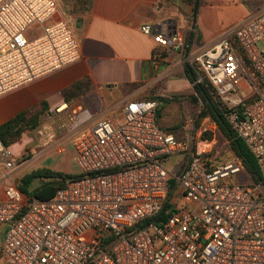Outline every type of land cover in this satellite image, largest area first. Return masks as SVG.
Here are the masks:
<instances>
[{
    "label": "built area",
    "instance_id": "2783aa9c",
    "mask_svg": "<svg viewBox=\"0 0 264 264\" xmlns=\"http://www.w3.org/2000/svg\"><path fill=\"white\" fill-rule=\"evenodd\" d=\"M58 10L56 0H0V97L81 59L74 29L54 20ZM141 31L161 49L188 47L185 34ZM163 59L157 51L154 67ZM190 63L262 180L228 181L246 171L238 157L212 155L216 134L203 136L216 126L203 124L191 147L160 128L157 102L133 101L122 122L111 115L77 137L84 177L53 199L28 202L18 184L4 186L0 264H264V8ZM174 156L188 158L180 172L166 166ZM18 165L0 138V168Z\"/></svg>",
    "mask_w": 264,
    "mask_h": 264
},
{
    "label": "crops",
    "instance_id": "0c3cea01",
    "mask_svg": "<svg viewBox=\"0 0 264 264\" xmlns=\"http://www.w3.org/2000/svg\"><path fill=\"white\" fill-rule=\"evenodd\" d=\"M56 1L58 6L72 9L75 15L72 19L75 23L71 24L59 8L54 20H66L73 29L76 28L74 32L80 42L81 59L0 97V126L21 112L40 104L46 105L47 110L40 117L37 130L42 128L40 134L43 135L44 130L52 138L47 142L42 137L32 144L27 142L31 161L72 138L75 139V148L77 137L103 118L113 115L122 122L126 105L144 100L141 98L150 95L156 86H161V96L193 94L194 85L185 74L187 63L213 48L229 30L264 8V0H199L195 23L197 36L190 53L186 56V50H167L168 54H163L164 59L156 68L153 60L159 47L154 37L144 34L141 27L153 25L157 33L185 34L188 37L193 28L189 20L195 10L193 5L185 0ZM76 84L80 85L77 95L68 102L65 92ZM205 123L216 126L212 133L217 139L212 153L216 160L224 162L237 157L229 141H221L215 120L206 116L202 125ZM55 127L59 129L57 136L54 135ZM193 129L194 126H190L185 130L184 138H178L189 141L191 147L198 135L197 132L191 137ZM54 138L56 140L51 143ZM225 148L229 151L223 156L221 150ZM59 152L63 149L60 148ZM75 156L76 150L74 161ZM175 157L180 172L186 166L187 157L172 158ZM4 198V194L0 195V201Z\"/></svg>",
    "mask_w": 264,
    "mask_h": 264
},
{
    "label": "trees",
    "instance_id": "16d2710c",
    "mask_svg": "<svg viewBox=\"0 0 264 264\" xmlns=\"http://www.w3.org/2000/svg\"><path fill=\"white\" fill-rule=\"evenodd\" d=\"M186 3L196 6L197 0H185ZM199 8V5H198ZM198 8L190 17V23L193 24L194 18L197 17ZM197 36L196 27L191 28L188 32V47L186 48V56L190 53L194 39ZM163 51L164 55L168 54L166 49L158 48L157 51ZM185 74L189 81L194 85V94L188 96V100L194 106L200 101L203 103V108L200 118L211 116L217 123L220 133L221 141L226 139L229 141L230 147L236 156L242 160L246 173L249 175L253 183H258L262 180V176L259 170L256 159L248 149L245 142L238 137L235 131L230 127L227 122V109L223 105L221 99L217 95L214 88L206 81L198 82L199 71L197 65L193 63H187L185 66ZM82 85V83H81ZM80 87L79 84L72 86L65 92L66 100L69 102L72 98L76 97V90ZM175 100L178 99L174 97ZM145 101L159 103L156 108L157 122L162 130L168 133H173L171 129H166L161 124L162 110L164 104L168 101L163 98H157L156 96L148 97ZM47 108L45 104H40L32 107L24 112L17 114L4 124L0 126V138L4 145L8 148L18 144L24 139L25 134L35 130L40 125V117L46 112ZM175 134V133H173ZM178 138V136L175 134ZM211 139L208 134L203 136V139ZM188 159V158H187ZM187 161V160H186ZM187 166L188 163H185ZM185 166V167H186ZM84 175L79 173L77 175L66 174L63 172H55L49 169H40L32 173L26 174L19 183V189L27 196L28 202L34 199L40 201H49L55 197L57 192L67 186L70 181L83 178ZM40 181V185L33 187L35 181Z\"/></svg>",
    "mask_w": 264,
    "mask_h": 264
},
{
    "label": "rangeland",
    "instance_id": "374dc122",
    "mask_svg": "<svg viewBox=\"0 0 264 264\" xmlns=\"http://www.w3.org/2000/svg\"><path fill=\"white\" fill-rule=\"evenodd\" d=\"M59 8H60V12L71 24L75 23L72 22V19H74L73 16H75L72 9H68V8L66 9L65 7H62V5H60ZM74 29L76 30L75 27ZM160 89L161 86H156L150 95L144 96L141 99H147L148 97L156 96L157 98H163L167 100L168 102L164 104L162 110V118H161L162 126L166 129H171L172 132L178 136V138H184L185 130L188 129L190 126L191 127L194 126L191 137L194 136L198 132V129L202 125L203 120L205 118V117L200 118L199 116L203 108L202 101H200L196 106H194L188 100V96H190L189 94L184 93L181 95H177L178 99L175 100V98L173 97L174 94H166L165 96H161L159 92ZM158 103L160 106L163 104L162 101L161 102L158 101ZM37 128L25 134L24 139L21 142L10 148V152L13 155H15V157L18 159L19 165L10 173H7L4 167L0 168V195L4 194V186L8 182H14L16 184H19L20 180L26 174L32 173L40 169H49L55 172H63L71 175H77L80 173L73 158L75 154L74 138L64 141L58 147L55 146L52 147L46 155L40 158L36 157L37 159H32V161L29 160L32 154L28 152L27 148L29 147L28 146L29 143L27 144V142H30V144H32V142H34L39 137L44 138V140H46L45 142H47L51 138L50 134L46 133V131L44 130H43V135L40 134L42 128H39L38 130ZM55 128L56 130H54L55 133L54 135L57 136V132L59 131V129L57 127ZM207 134L210 137L213 136L212 133H207ZM55 140L56 139L54 138V140L50 142L52 143ZM60 148L63 149V152L61 153L59 152ZM227 151H229L228 148L221 150L223 156L227 155ZM177 161L178 158L176 157L171 158L167 160L166 166L170 170L177 171V167H178ZM230 180L245 184L252 183L250 177L246 172L233 176L230 179H228V181ZM39 185H40V181L38 180L35 181L33 187Z\"/></svg>",
    "mask_w": 264,
    "mask_h": 264
},
{
    "label": "water",
    "instance_id": "95a60500",
    "mask_svg": "<svg viewBox=\"0 0 264 264\" xmlns=\"http://www.w3.org/2000/svg\"><path fill=\"white\" fill-rule=\"evenodd\" d=\"M198 5H199V0H198V2L196 3L195 11H196V9L198 8ZM195 23H196V17L194 18L193 28L195 27Z\"/></svg>",
    "mask_w": 264,
    "mask_h": 264
}]
</instances>
